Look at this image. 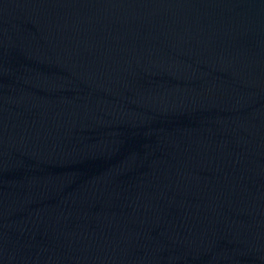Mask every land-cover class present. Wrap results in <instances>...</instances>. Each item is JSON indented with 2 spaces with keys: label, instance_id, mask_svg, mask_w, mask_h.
Instances as JSON below:
<instances>
[{
  "label": "water",
  "instance_id": "1",
  "mask_svg": "<svg viewBox=\"0 0 264 264\" xmlns=\"http://www.w3.org/2000/svg\"><path fill=\"white\" fill-rule=\"evenodd\" d=\"M0 264H264V0H0Z\"/></svg>",
  "mask_w": 264,
  "mask_h": 264
}]
</instances>
